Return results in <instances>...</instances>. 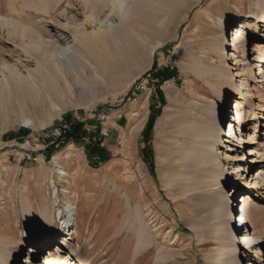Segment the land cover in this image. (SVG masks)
<instances>
[{
	"label": "rangeland",
	"instance_id": "obj_1",
	"mask_svg": "<svg viewBox=\"0 0 264 264\" xmlns=\"http://www.w3.org/2000/svg\"><path fill=\"white\" fill-rule=\"evenodd\" d=\"M33 1L0 0V78L7 74L2 71V66H12L16 61L23 76L34 72L44 57H38L37 52L31 53L30 48L47 47L53 55L51 60L65 59L70 50L63 51L64 44L58 37L67 35L70 45L77 43L75 25L85 23L90 12L84 0H60V3L56 0L54 8L48 12L38 10ZM256 1L144 0L141 5L144 11L154 14L150 19L152 26L147 27L149 21L134 25L140 31L135 36L139 40L146 39V47L129 67L112 69L111 74L95 73V63L86 61L85 70L82 68L80 73L73 70L67 78H61L62 83L65 81L66 86H71V102L61 113L52 107L57 103L55 98L37 108L31 105L35 101L26 102L19 98L8 104L5 112L0 113V236L12 239L14 244L19 243L20 238L25 235L24 239L27 238V233L33 235L30 220L38 226L53 224L58 228L61 209L75 204L76 223L73 219L72 225L76 226V233L71 241L74 249H83L84 264H234V255H238L236 263H240L241 256L247 257L248 253L225 235L227 229L221 225L222 214H217L220 206L212 200L221 189L211 185V172L203 165L198 166L197 158L196 178L183 176V172L195 168L187 167L181 156V147H198L191 139L177 133L179 121H185L181 114L186 117L196 114L190 103H196L200 108L214 106L218 101L216 90L209 83L213 81L215 85L216 79L199 78L192 72L191 64L198 60L210 68L225 66L234 76L232 81L239 83L246 77L250 101L262 115L259 128L250 124L244 132L247 139L249 134L254 135L256 142L233 146L236 151L229 152L233 156L238 154L240 159L233 160V156L227 159L225 147L218 150L222 154V165L232 178L225 188L227 199L234 206L237 204L240 193L233 188V181L239 177L231 173L232 167L244 164L241 157L244 153L249 154V148L259 150L256 157L262 162L249 163L248 170L240 172L242 182L254 183L257 170H264V78L262 74H256L259 72L255 46L258 40L248 43L246 53L240 51L235 60L229 55L233 49L229 40L231 29ZM229 15L235 20L230 21L233 24L226 34L225 47L229 56L221 63L209 49L213 47L214 39L221 36V24ZM115 20L120 24V16L115 15ZM85 24L87 32L96 28L93 24ZM16 27L27 28L36 35L20 38L10 34ZM147 30L148 35L143 32ZM261 37H264V31ZM157 45L160 47L153 53L152 49ZM64 46L68 50L69 45ZM166 67L175 71V78L163 80L160 77L159 73ZM245 70L254 72L250 77L241 75L246 74ZM238 72L239 76L236 75ZM168 82L180 89L182 108L168 120L176 127L170 128L167 124L163 135L156 140L155 126L168 104L165 89ZM156 93L160 96L158 105L153 107L151 101L148 108L149 98L153 100ZM234 100L235 97L230 99L228 115L232 111L231 105L235 108ZM156 110L161 113L156 118L150 142L152 164L143 130ZM246 119H249L247 111ZM76 122L85 123L88 135L83 141L70 139L63 146L64 136ZM12 133L13 139L6 138ZM91 133L103 138V145L111 153L108 161H99L88 150L86 144L92 141ZM52 144L56 148L47 159L45 152ZM58 167L70 173L62 181H58ZM172 172L179 176L169 185L167 181ZM55 182L58 183L56 191L53 189ZM254 192L256 196L263 194L264 185L258 186ZM256 201L260 206L255 209L253 205L251 213L256 234L260 235L264 232L261 219L264 202H259L258 198ZM29 205L31 208L28 209ZM45 212L47 216H44ZM141 224L145 226L149 243L146 247L138 239ZM237 225L234 223L233 229ZM240 235L237 232L234 239H240ZM27 245V241L25 246L18 245L20 251L13 264L43 262L44 251H36L33 262L30 258L32 248ZM66 245L69 246L64 244L65 249L69 250ZM260 252L264 264V247Z\"/></svg>",
	"mask_w": 264,
	"mask_h": 264
},
{
	"label": "bare ground",
	"instance_id": "obj_2",
	"mask_svg": "<svg viewBox=\"0 0 264 264\" xmlns=\"http://www.w3.org/2000/svg\"><path fill=\"white\" fill-rule=\"evenodd\" d=\"M55 1L56 0H34L33 2H35V7L38 10L48 12L54 8ZM58 1L60 3V0ZM84 1L86 2L85 6L90 11L89 15L85 17V21L88 24H93L96 28L91 32H87L84 28L86 22L81 23L80 25H75L77 33L74 34V37L77 43L73 45H70L67 35L61 34L58 37L59 41H61L62 45H69L68 50L65 49V46L63 45V51L68 52L70 50L65 59H55L53 61L51 60V56L53 55L49 52L47 47L43 48L37 46L30 48L29 51L31 53L37 52L36 55H38V57H44V60L40 62L35 71L30 72L28 76H23L17 61L16 64H13L12 66L6 64L2 66V71H6L7 74L0 78V113L5 112L7 105L10 103L13 104L12 102H15L14 100L17 98L26 102H29L30 100L33 102L35 101L31 105L36 108L44 106L48 102L51 103L52 99L55 98L57 103L52 104V107L57 113H61L67 106H69V102H71L69 89L71 86H66V84H64L65 81L62 83L61 78H67L68 74L73 70L77 71V73H80L82 68L85 70L86 61L95 63L93 72L96 71L111 74L113 73L112 69L127 68L137 59V57L143 54V50L146 47V39L142 38L139 40L135 36V33L137 32L138 34L140 31L134 28V25L140 21H149L147 27H151L152 22L150 19L154 15L144 11L141 6L142 3H144V0ZM106 10H109V12L106 13ZM244 14V17L231 29L232 33L229 40L233 42V49H231L229 55L230 57H234L235 60L240 51H242L243 54L246 53V46L248 43L257 39L258 41L255 42V46L258 52L257 63L259 64V72L256 74H262V77L264 78V37H261V32L264 31V0H257L254 2ZM115 15L120 16V24L115 20ZM232 20H235V18L233 15H229L227 20L224 23L222 22V24H227H225V26L221 24V36L216 40L214 39L213 47L209 49L211 54L215 55L221 63H223V61L229 56L228 52H226L225 40L226 34H228V28L233 24L230 23ZM130 21L132 22L128 25L127 23ZM143 32L148 35L149 30ZM10 34L20 38H28L36 35L24 27H20V29L16 27ZM230 46L231 45H229V47ZM97 47L99 48L97 49ZM159 47L160 45L153 47L152 52L154 53ZM190 68L199 78H203L207 81L211 77L216 79L215 85L213 84V81L209 83L216 90L218 101L214 106L205 105L200 108H198L196 103L192 102L190 105L192 109L196 110L195 116L186 117L181 114V118L183 117L185 121L181 122L178 120L180 130L177 134L188 137V139H191L198 147L197 149L196 147H194L195 149L192 147H190L192 149L181 147V156L187 162L188 168H195V162L197 158H199L198 166L203 165L211 172V185L221 189L218 193L214 194L215 196H213V199L211 196V199L217 203V206H220V211L217 214H222L221 217H223V220L221 221V225L225 226L227 229L225 235L228 239L233 240L235 246H239L240 249L245 250V252L248 253L247 257L244 255L241 256L240 263H236L238 255H234L232 257L234 264H243L244 261H246V264H263L260 250L264 247V232H261L260 235L256 234L257 230L254 226L251 207L254 205V208L256 209L257 205L258 207L260 206L258 201H256V198L259 199V202H264V193L256 196L254 192L258 186L264 185V183H261L264 182V170H261L262 168L257 170L258 174L254 183L247 181L243 183L241 180L242 174L240 173L242 170H248L249 163L258 164L262 162V160H258L256 157L257 153L260 154V152L256 147L249 148V154L244 153L241 157V161H244V164L238 163L234 164L232 167L233 170L231 173L235 174V177H239L233 181V188H236L237 192L240 193L235 206L232 201L227 199L228 196L225 192V188L228 186L226 184L232 182V178L228 177L229 173L221 162L222 154H219L218 152V150L225 147L227 150L225 155L227 159H230L233 154L229 152L236 151L233 146L238 145V147H241L240 144H246L249 141L255 143L256 138L254 135L249 134V139H247L246 136H244V132L250 127V124L257 125L256 128H259V118L262 119V115L257 113V110L250 101L251 94L246 77H244L245 79L241 78L239 83H237L234 80L232 81L234 76L231 72L226 70L225 66H211L210 68L198 60L194 61ZM253 72V70H248V72L245 70L246 74L241 75H246L248 77L250 73ZM205 75L207 76L205 77ZM236 75L239 76V72ZM165 89L168 104L165 106L163 116L158 119L156 124V140H159L161 135H163L162 133L167 124L170 128L176 127V125L174 126V123H171L168 120L169 118L172 119L175 117L173 115L176 114V112H180V109L182 108L181 104L183 99L180 94V89H178L172 82H168ZM232 97H235L233 102L235 103V108L231 105L232 112L228 115V105ZM246 111L249 114L248 120L246 119ZM225 121H227V123H225ZM159 154L161 155V153ZM159 159H161V157H159ZM231 159H240V157L237 154L231 157ZM56 172L58 174V181H62L70 175L67 170L61 167L56 168ZM196 172L195 168L193 171L183 172V176H188L190 178L194 176ZM178 176L179 174L175 172L170 173V179L167 183L172 185L175 181L174 179ZM194 178L196 177L194 176ZM239 185H241V187ZM57 188L58 183L55 182L53 189L56 191ZM29 208H31V205H29L28 209ZM73 209H77L75 204L74 206L67 205L61 209L59 215L62 217L60 218L61 222L60 227L58 228L52 223V225L48 227L45 225L38 226L36 225L37 223H32L33 220H30L29 223L32 226V232L34 231L33 235L29 233L30 236H28L27 233V238L24 239L26 235L20 238L19 243L14 244L12 239L0 236V264H13L17 260L20 251L18 245L25 246L26 241L28 243L27 246L32 248L30 258L33 259V262L36 260V251H44L42 256L43 262H41L42 264H84L81 256V251L83 249L79 251L72 246L73 243L71 239L74 241V234L76 233V226L72 225L73 219L74 223H76V215L74 216ZM214 209L215 208H213V210ZM258 210L260 209L258 208ZM75 213L77 214V212ZM212 213L215 214V212ZM27 214L29 218L32 217L29 212ZM47 215L48 213L45 212L44 216ZM261 215V219L264 221V211L261 212ZM237 216H240L239 219L248 225L245 229L239 231L241 238H237L236 240L234 237H236L238 228L233 229V224L240 223ZM139 229V243L143 247H146L149 243L145 236V226L141 224ZM66 243L70 246V249L67 251L64 246ZM12 244L16 245V247Z\"/></svg>",
	"mask_w": 264,
	"mask_h": 264
},
{
	"label": "trees",
	"instance_id": "obj_3",
	"mask_svg": "<svg viewBox=\"0 0 264 264\" xmlns=\"http://www.w3.org/2000/svg\"><path fill=\"white\" fill-rule=\"evenodd\" d=\"M156 66V64H155ZM175 76V71L170 73L167 70H165L164 74L162 75L163 80H169ZM161 110H156L151 113L149 120L143 130L144 136H145V142H146V151L148 155L151 158V163H154V158L152 156L153 154V149L150 147L151 144V139H152V134L154 130V125L156 118L160 115ZM24 135V134H23ZM88 135L87 130L85 129V123L82 122H76L72 124V129L69 133H67L64 138H63V146L67 144V142L72 139L73 141H83L86 136ZM6 138L8 139H13L14 135L13 133L10 135H6ZM61 144V145H62ZM60 145V146H61ZM88 150L92 153V156H94L96 159L102 162H106L110 159V153L101 146V143L99 142L98 144H95L94 146H90V144H86ZM56 146L52 144L46 149V158L50 159V156L52 153L55 151ZM153 167V165H152Z\"/></svg>",
	"mask_w": 264,
	"mask_h": 264
},
{
	"label": "crops",
	"instance_id": "obj_4",
	"mask_svg": "<svg viewBox=\"0 0 264 264\" xmlns=\"http://www.w3.org/2000/svg\"><path fill=\"white\" fill-rule=\"evenodd\" d=\"M165 70H167L168 72H170V73H172L173 72V69H171L170 67H166V68H164L163 69V71L161 72V73H159L160 74V77H162V75L164 74V71ZM177 75H178V73H177ZM176 76H174V78H175ZM163 79V78H162ZM173 82V81H172ZM174 83V82H173ZM175 84V83H174ZM176 85V84H175ZM161 96H162V94H161ZM158 97H160V96H158V94L156 93V94H153V100H152V98H149V100H148V108H149V105L151 104V101H152V104H153V107H156L157 105H158ZM160 99V98H159ZM158 119V118H157ZM157 122V121H156ZM156 127V126H155ZM99 135V133L97 134V136ZM90 137L92 138L91 140L92 141H90L89 142V144H90V146L92 147V146H94L95 144H98L99 142L101 143V146L103 147V148H105L106 150H108L107 149V147H105L104 145H103V138L102 137H96V134H93V133H91L90 134ZM94 140V141H93ZM109 151V150H108ZM110 156H111V153H110Z\"/></svg>",
	"mask_w": 264,
	"mask_h": 264
},
{
	"label": "water",
	"instance_id": "obj_5",
	"mask_svg": "<svg viewBox=\"0 0 264 264\" xmlns=\"http://www.w3.org/2000/svg\"><path fill=\"white\" fill-rule=\"evenodd\" d=\"M239 210H240V208H239Z\"/></svg>",
	"mask_w": 264,
	"mask_h": 264
}]
</instances>
